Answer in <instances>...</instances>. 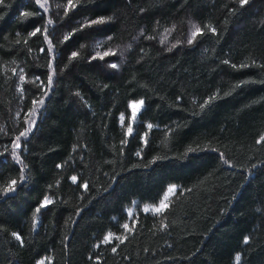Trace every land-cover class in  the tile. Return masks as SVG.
I'll use <instances>...</instances> for the list:
<instances>
[{"label":"trees","instance_id":"1","mask_svg":"<svg viewBox=\"0 0 264 264\" xmlns=\"http://www.w3.org/2000/svg\"><path fill=\"white\" fill-rule=\"evenodd\" d=\"M0 264H264V0H2Z\"/></svg>","mask_w":264,"mask_h":264},{"label":"rangeland","instance_id":"2","mask_svg":"<svg viewBox=\"0 0 264 264\" xmlns=\"http://www.w3.org/2000/svg\"><path fill=\"white\" fill-rule=\"evenodd\" d=\"M140 102H141V101H132V102L130 103V108H131V110H132V113H133L132 105H133V104H140ZM141 107H142V105H141ZM141 107H140L139 110L136 112L135 117L137 116V114H138L139 111L141 110ZM35 115H36V114H33V115H32V118H30V119H31V122H30V124H29V128H28L27 131H29L30 128L32 127V123H33V121H34ZM16 144H18V140H17ZM173 189L175 190V187H174V186H170V187L167 189V191L165 192V195L163 196L162 200H161L158 204H156V205H151V206H144V207H143V210H144V211H148V212H152V213L159 212V211H157V209H160V211H161V210L164 208V205L167 203V198L173 194V192H174Z\"/></svg>","mask_w":264,"mask_h":264},{"label":"snow or ice","instance_id":"3","mask_svg":"<svg viewBox=\"0 0 264 264\" xmlns=\"http://www.w3.org/2000/svg\"><path fill=\"white\" fill-rule=\"evenodd\" d=\"M0 2H2V0H0ZM246 3H247V0H242V4H246ZM70 6H71V5H70ZM98 22H99V21H98ZM37 31H39V29H37ZM199 32H200V29H197V30H196V33H194V35L199 34ZM76 55H77V54H76L75 52L72 53V57H75ZM104 55H108V53L105 52ZM101 58H103V57H101ZM111 66H112L113 68L117 67V65H116L115 63H112ZM49 83H51V77H49ZM33 103L35 104L36 102L34 101ZM41 103H42V101H41ZM142 103H143V102L141 101L140 104H133V105H132V109H133L132 118H133V119H135L136 112L139 110V108L141 107ZM121 119H123V117H122ZM150 127H151V126H150ZM128 132H129V133L132 132V128H131V127L128 128ZM21 135H23V133H21ZM16 147L19 148L20 145L17 144ZM72 179L75 181L76 177H73ZM15 183H16V181L13 180V181H12V185H15ZM85 187H86V186H85ZM173 191H174V189H173ZM49 203H51V201L46 200V201H45V204H44L43 206H47V204H49ZM164 207L166 208L167 205L165 204ZM157 211H160V209H157ZM125 227H127V226H125ZM17 238L19 239V237H17ZM237 259H239V258L237 257Z\"/></svg>","mask_w":264,"mask_h":264}]
</instances>
